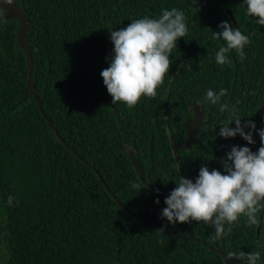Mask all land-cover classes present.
<instances>
[{
  "label": "trees",
  "instance_id": "obj_1",
  "mask_svg": "<svg viewBox=\"0 0 264 264\" xmlns=\"http://www.w3.org/2000/svg\"><path fill=\"white\" fill-rule=\"evenodd\" d=\"M14 3L29 23L25 41L33 89L69 149L51 132L30 93L18 44L20 20L0 13V263L3 248L7 257L1 264H224L207 246L225 256L240 250L263 253L264 211L258 233L241 217L218 241L211 239V226L161 219L165 198L182 173L193 182L202 165L223 173L221 160L233 145L253 152L261 146L258 131L254 144L239 135L220 137V122L228 113L203 103L209 89L224 88L228 95L221 102L239 109L241 123L251 120L257 130L264 129V115L255 117L264 101V26L245 15L243 0ZM172 8L185 13L188 35L177 41L158 95L141 98L131 110L120 102L113 105L100 75L113 55L110 31ZM224 21L251 41L243 62L230 54L231 66L214 59L223 41L213 40L212 31L219 32ZM194 103L205 113L188 150L184 127ZM127 148L137 154L143 182ZM139 180L140 191L131 187ZM9 195L15 197L12 206ZM164 225L166 233H156Z\"/></svg>",
  "mask_w": 264,
  "mask_h": 264
},
{
  "label": "clouds",
  "instance_id": "obj_2",
  "mask_svg": "<svg viewBox=\"0 0 264 264\" xmlns=\"http://www.w3.org/2000/svg\"><path fill=\"white\" fill-rule=\"evenodd\" d=\"M3 3L11 6L13 0H3ZM243 4L245 15L264 26V0H243ZM193 10L198 12L199 8ZM219 29V32L212 31L213 40L223 41L215 53V62L220 66H231L230 54L233 52L243 62L246 59L244 48L251 43L250 38L228 21L221 22ZM187 35L185 13L177 8L164 9L157 18L144 16L131 21L126 28L111 30L113 55L109 67L100 75L112 97V104L120 102L131 110L141 98L155 99L169 73L170 55L176 49L177 41ZM227 95L224 88L218 93L209 89L203 98V103L216 105L221 113H228V118L220 122L218 135L224 139L239 135L248 144H254L253 133L258 131L261 146L253 152L249 147L233 145L221 160L223 173L216 169L210 171L202 165L194 182L179 177L176 187L165 198L166 207L161 214V219L173 225L196 221L211 226L214 229L211 239L216 241L229 235L241 217L245 218L248 227H258L264 211V129L257 130L251 120L242 124L239 109L221 102ZM233 122L235 128L230 127ZM245 129L250 131L245 132ZM141 185L139 180L131 187L140 191ZM14 199V196H8L9 206ZM155 202L159 204V199ZM165 227L156 233L162 234ZM262 257L261 250L249 253L240 250L229 251L225 259L227 262L238 260L241 264H264Z\"/></svg>",
  "mask_w": 264,
  "mask_h": 264
},
{
  "label": "water",
  "instance_id": "obj_3",
  "mask_svg": "<svg viewBox=\"0 0 264 264\" xmlns=\"http://www.w3.org/2000/svg\"><path fill=\"white\" fill-rule=\"evenodd\" d=\"M0 9H3V12H5L4 10H7L8 12L6 13V18L7 19H18L21 22V28L19 31V35H18V44L20 46V48L23 50L26 61H27V85L29 87L30 93L34 96L35 102L38 106V108L40 109V112L42 114V116L45 118V121L48 125V127L50 128L51 132L56 136V138L65 145V143L63 142V140L58 136L55 128L52 126L51 122L49 121V119L45 116L43 110H42V106L41 103L37 97V95L35 94V91L33 89V83H32V56L27 48V44L25 41V35L28 33L29 31V23L27 20V17L25 16V14L23 13V11L18 8L16 6V4L14 3L13 0V4L11 6H8L6 4L3 3V0H0ZM2 12V13H3ZM229 15H230V19L231 22L233 23L234 26H236V22L233 18V16L231 15V12L228 11ZM204 113L205 110L203 108V106H199L197 104L194 103L193 106V115L190 119H188L185 123V127H184V138H185V143H186V147L189 150L191 148V146L194 144L197 135L200 131L202 122L204 120ZM264 115V101L258 106L255 117L257 119H260L262 116ZM65 147L67 149H69L66 145ZM74 155H76L74 152H72ZM127 153L128 156L132 162L133 168L138 176V178L143 182V177H142V173H141V167H140V163L137 157L136 152L131 149V148H127ZM79 158V157H78ZM80 159V158H79ZM182 177L185 178L184 174L182 173ZM112 195V194H111ZM113 197V196H112ZM113 199L116 201V203L118 205H120V203L113 197ZM121 206V205H120ZM136 220H139L138 218H136L135 216H133ZM262 222L261 224L258 226L257 228V233L259 232L260 228H261ZM153 228V227H150ZM164 233H166V231H164ZM187 240H194L198 243H202L201 241L195 239L192 236H189L187 238ZM203 245H205V243H202ZM209 250L216 252L217 254H219L222 259L224 264H228V262L225 259V255L223 253V251L221 249H213L209 246H207ZM264 253V252H263ZM262 261H264V257H262Z\"/></svg>",
  "mask_w": 264,
  "mask_h": 264
},
{
  "label": "rangeland",
  "instance_id": "obj_4",
  "mask_svg": "<svg viewBox=\"0 0 264 264\" xmlns=\"http://www.w3.org/2000/svg\"><path fill=\"white\" fill-rule=\"evenodd\" d=\"M4 11L8 12L7 10H4ZM6 257H7V251H6V249L3 248L2 251H1V263H3L6 260Z\"/></svg>",
  "mask_w": 264,
  "mask_h": 264
}]
</instances>
